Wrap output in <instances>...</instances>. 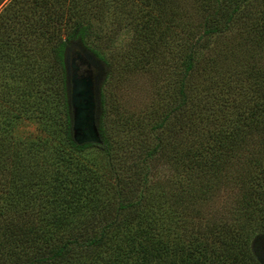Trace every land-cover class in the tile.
I'll return each instance as SVG.
<instances>
[{
    "label": "trees",
    "instance_id": "16d2710c",
    "mask_svg": "<svg viewBox=\"0 0 264 264\" xmlns=\"http://www.w3.org/2000/svg\"><path fill=\"white\" fill-rule=\"evenodd\" d=\"M109 1L0 11V264H264V0H121L140 13ZM110 16L134 30L122 55L156 66L133 152L106 113L100 143L74 135L68 54L112 66ZM25 120L45 131L20 136Z\"/></svg>",
    "mask_w": 264,
    "mask_h": 264
},
{
    "label": "rangeland",
    "instance_id": "374dc122",
    "mask_svg": "<svg viewBox=\"0 0 264 264\" xmlns=\"http://www.w3.org/2000/svg\"><path fill=\"white\" fill-rule=\"evenodd\" d=\"M7 1L8 0L5 2L7 3ZM122 1L112 0L109 2L112 3L113 9L118 8L117 6H121L123 9H132L131 11L140 13L137 10L140 6L139 4L134 8H131L129 7L130 5ZM5 2L0 6V11L3 9ZM191 2L192 0H181L183 5H190ZM131 15L132 14L130 13V16ZM113 17L115 16H110L106 20L102 29L103 32H107V35L114 37L107 45V47L110 46L108 47L111 48L110 51L105 48L107 57L110 58V61L112 62V66L109 67V65H106L104 62L93 59L91 62L87 60L88 69L84 68L81 66L86 63V58H84V55L82 54L83 51L76 50L74 52L75 55L71 57V61L70 54H68L67 64L70 75L69 83L71 84V90L75 87V85H79L81 83L72 80L73 74H75L78 79L83 77L89 79V81L87 80L85 84L89 86L90 83L94 91L97 89V92L95 93L97 97V105H95L97 111V123L98 120H100L102 113H106L104 116L105 126L108 128L113 142H119L125 145L127 144L128 149L133 152L138 149L137 147L140 146L143 141L142 139H146L147 135H143L142 132L144 130L139 129L137 125L134 127L129 126L132 125L133 121H137L136 119H138L140 115H144L149 112L151 108L153 110L156 107V66H148V69L135 66L143 64V61H135L136 57L131 58L130 56V59L129 57L122 55L123 53L126 55L124 52L126 47L129 48L137 42L134 37V30L131 29L130 25H128L131 23L120 24V22L114 20ZM128 60H131V62ZM86 91H88V89ZM103 92L106 95L105 100L101 99V93ZM77 96H82V94L78 93ZM84 102L87 103L88 100L85 99ZM79 103H82L81 98L79 99ZM82 105H80V107L74 105L73 112L78 114L80 111L89 110V106L87 104H84L86 106ZM89 115V112L85 114L86 118L82 121V123L89 121ZM127 119L131 121L126 126ZM144 129H149V127L144 126ZM14 130L24 138L36 137L43 134V131H45L42 129V126H39V124L34 120H25L16 125ZM53 131H57L58 135L61 136L59 131H62V127L58 124ZM120 149L122 151V147H120ZM85 157L98 162L101 159V153L97 149H90L86 151ZM149 164L151 170L149 178L153 181L151 191L153 194L155 192L154 195L156 196V156ZM161 165H164V163L160 162L159 166ZM209 182H212L215 185L217 184L216 182H213V180H209ZM110 185L111 183L108 184V186ZM222 189L224 191H221V193L218 192L214 199L218 201L217 205L220 206H224L223 203L226 202L228 194L232 191L227 186H222ZM112 193L113 192L111 190L107 192L110 196Z\"/></svg>",
    "mask_w": 264,
    "mask_h": 264
},
{
    "label": "water",
    "instance_id": "95a60500",
    "mask_svg": "<svg viewBox=\"0 0 264 264\" xmlns=\"http://www.w3.org/2000/svg\"><path fill=\"white\" fill-rule=\"evenodd\" d=\"M73 81H77L78 83L81 82L79 85H75V87L72 89L71 92V102L72 106L74 108L75 106L80 107L86 106L84 104H87L89 106L88 111H80L78 114L74 112V135L75 139L79 143H85V142H98L100 143L101 140V135L99 133L98 125L97 124V119H96V108L95 105H97V97L95 93L97 92V89L94 91V89L91 87V84L89 83V86L85 84L87 80L86 77H83L81 79H78L75 74H73ZM88 91H86L87 89ZM78 93H81L82 96H77ZM81 98L82 103H79V99ZM87 99L88 102L85 103L84 100ZM79 103V104H78ZM89 112V121L82 123V121L86 118L85 114Z\"/></svg>",
    "mask_w": 264,
    "mask_h": 264
}]
</instances>
